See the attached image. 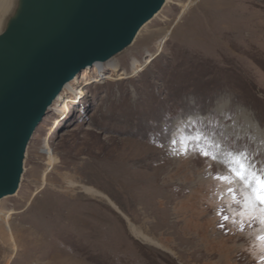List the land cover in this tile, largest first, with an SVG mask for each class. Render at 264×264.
I'll return each mask as SVG.
<instances>
[{
  "label": "rangeland",
  "instance_id": "rangeland-1",
  "mask_svg": "<svg viewBox=\"0 0 264 264\" xmlns=\"http://www.w3.org/2000/svg\"><path fill=\"white\" fill-rule=\"evenodd\" d=\"M228 151L264 166V0H169L36 128L1 201L0 264H264V226L241 225L251 213L217 179Z\"/></svg>",
  "mask_w": 264,
  "mask_h": 264
},
{
  "label": "water",
  "instance_id": "water-1",
  "mask_svg": "<svg viewBox=\"0 0 264 264\" xmlns=\"http://www.w3.org/2000/svg\"><path fill=\"white\" fill-rule=\"evenodd\" d=\"M168 0H8L0 10V202L30 140L77 74L131 47Z\"/></svg>",
  "mask_w": 264,
  "mask_h": 264
},
{
  "label": "snow or ice",
  "instance_id": "snow-or-ice-1",
  "mask_svg": "<svg viewBox=\"0 0 264 264\" xmlns=\"http://www.w3.org/2000/svg\"><path fill=\"white\" fill-rule=\"evenodd\" d=\"M194 139H197V142L199 140V138ZM200 154L214 161L217 160V155L210 156L207 149L201 150ZM226 155L227 161H218L224 164L226 174L218 175L217 179L228 185L226 191L240 204V212L244 213L247 210L251 213L246 220L240 221L241 225L251 226L253 222H257L264 226V166L258 167L254 157L247 152L228 151ZM233 185H238L239 188ZM238 196L242 198L237 200ZM243 230L241 226L240 231ZM257 240L264 242V229L257 236ZM261 260H264V256Z\"/></svg>",
  "mask_w": 264,
  "mask_h": 264
},
{
  "label": "bare ground",
  "instance_id": "bare-ground-1",
  "mask_svg": "<svg viewBox=\"0 0 264 264\" xmlns=\"http://www.w3.org/2000/svg\"><path fill=\"white\" fill-rule=\"evenodd\" d=\"M7 1L8 0H0V10L6 5V3H7ZM168 2H169V0H168ZM147 25V24H146ZM146 25L143 27V29L146 27ZM142 29V30H143ZM142 30L140 31V33L142 32ZM102 64H104V63H102ZM95 65H97V64H95ZM94 66V65H93ZM87 68H89V67H87ZM86 69V68H85ZM76 77V76H75ZM74 77V78H75ZM73 78V79H74ZM70 83V82H69ZM68 83V84H69ZM68 84H66V86L68 85ZM65 86V87H66ZM65 87H64V89H65ZM63 89V90H64ZM62 90V91H63ZM59 96V95H58ZM56 100V99H55ZM54 100V101H55ZM54 103V102H53ZM53 105V104H52ZM51 105V106H52ZM182 169V166L180 165V167L178 168V170H181ZM168 173V172H167ZM165 175V174H164ZM212 182V179L210 180H208V179H206V180H203V181H199V182H197L196 184H195V186L196 187H203V186H206V184L208 185V184H210ZM187 185V184H186ZM203 189V188H202ZM201 189V190H202ZM86 190H88V191H90V192H93V193H99V191L98 190H96V189H93V188H86ZM199 192H197V190H195L191 195H190V197H189V199H188V201H186V202H181L182 204H181V208H180V211L182 210V212H184L185 214H186V210L185 209H187L188 207L189 208H191L192 207V204L193 203H191L192 202V199H193V197H197V194H198ZM2 201V200H1ZM110 201V200H109ZM191 201V202H190ZM189 202H190V204H189ZM0 207H1V202H0ZM4 212V208L2 207L1 209H0V213L2 214ZM196 211H192V213L191 214H194ZM198 212V211H197ZM232 213V212H231ZM242 215V214H241ZM188 216V215H187ZM185 217V220H184V224H185V226H188L189 228H191L193 231H195V232H198V230H201V226L199 225V223L198 222H196L195 223V225H193L194 224V220L195 219H193L191 216L190 217ZM245 216V215H244ZM242 217V216H241ZM231 220V219H230ZM196 221V220H195ZM236 223H238V221L236 222ZM238 225V224H237ZM184 226V227H185ZM194 226V227H193ZM240 226V225H239ZM251 228V227H250ZM132 229L134 230V231H137V234H139L140 236H143L144 238H145V240H147V241H150V242H154V243H156V244H159V245H162L160 242H158V240L157 241H155V240H153V238L152 237H150L149 235H145L144 233H143V231H141L139 228H137V227H135L134 225L132 226ZM245 229V228H244ZM248 229V228H247ZM205 233V232H204ZM202 236H205V234H203ZM251 236V235H250ZM205 237H203V239H204ZM253 238V237H252ZM229 240V239H228ZM255 240V239H254ZM253 240V241H254ZM228 244V243H227ZM231 244V243H230ZM234 244H232V246H233ZM229 246V245H228ZM224 247V246H223ZM229 252V251H228ZM258 255V254H257ZM227 256V255H226ZM220 261H222V260H220ZM231 263V262H230ZM213 264H216L215 262H213ZM229 264V263H228Z\"/></svg>",
  "mask_w": 264,
  "mask_h": 264
}]
</instances>
